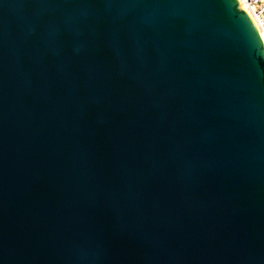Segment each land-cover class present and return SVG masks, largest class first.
I'll return each instance as SVG.
<instances>
[{
    "label": "water",
    "instance_id": "95a60500",
    "mask_svg": "<svg viewBox=\"0 0 264 264\" xmlns=\"http://www.w3.org/2000/svg\"><path fill=\"white\" fill-rule=\"evenodd\" d=\"M0 264H264L237 0H0Z\"/></svg>",
    "mask_w": 264,
    "mask_h": 264
},
{
    "label": "built area",
    "instance_id": "2783aa9c",
    "mask_svg": "<svg viewBox=\"0 0 264 264\" xmlns=\"http://www.w3.org/2000/svg\"><path fill=\"white\" fill-rule=\"evenodd\" d=\"M240 7L244 9L254 24L264 33V0H237Z\"/></svg>",
    "mask_w": 264,
    "mask_h": 264
},
{
    "label": "bare ground",
    "instance_id": "6f19581e",
    "mask_svg": "<svg viewBox=\"0 0 264 264\" xmlns=\"http://www.w3.org/2000/svg\"><path fill=\"white\" fill-rule=\"evenodd\" d=\"M253 21V20H252ZM254 23V22H253ZM255 27H256V29H257V32H258V34H259V37H260V39H261V42H262V44H263V46H264V33H263V31L261 30V29H259L256 25H255Z\"/></svg>",
    "mask_w": 264,
    "mask_h": 264
}]
</instances>
